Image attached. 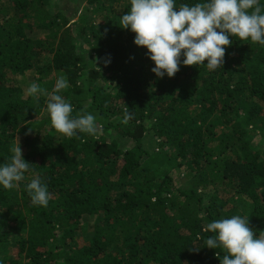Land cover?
<instances>
[{
    "label": "trees",
    "instance_id": "16d2710c",
    "mask_svg": "<svg viewBox=\"0 0 264 264\" xmlns=\"http://www.w3.org/2000/svg\"><path fill=\"white\" fill-rule=\"evenodd\" d=\"M82 1L73 20L67 0H0V163L20 146L31 163L18 187L0 186V264H220L208 222L241 215L264 231V46L230 37L216 70L181 64L159 78L119 25L130 0ZM60 76L95 135L51 126ZM34 175L47 207L26 191Z\"/></svg>",
    "mask_w": 264,
    "mask_h": 264
},
{
    "label": "clouds",
    "instance_id": "9594fccd",
    "mask_svg": "<svg viewBox=\"0 0 264 264\" xmlns=\"http://www.w3.org/2000/svg\"><path fill=\"white\" fill-rule=\"evenodd\" d=\"M130 5L119 25L135 33L136 45L146 46V55L154 62L151 70L159 78L174 77L181 64L206 65L209 70H216L224 65L225 46L232 43L230 37L264 46V5L260 0H202L179 6L176 0H130ZM68 87V80L60 76L53 90L46 94L51 126L69 138L81 133L95 135L96 117L87 111L73 115V105L60 94ZM43 91L39 84L31 82L26 94L38 97ZM131 116L124 109L122 123L127 124ZM11 151V159L0 163V186L5 189L18 187L31 170L21 146ZM26 191L34 206L47 207L52 198L39 175L27 183ZM204 231L212 234L204 245L224 253H216L220 264H264V231L257 236L249 219L241 215L214 219L205 225Z\"/></svg>",
    "mask_w": 264,
    "mask_h": 264
},
{
    "label": "rangeland",
    "instance_id": "374dc122",
    "mask_svg": "<svg viewBox=\"0 0 264 264\" xmlns=\"http://www.w3.org/2000/svg\"><path fill=\"white\" fill-rule=\"evenodd\" d=\"M56 3L58 4L60 2V0H55ZM68 4L66 5L67 9H66V13L68 14V16L70 18H72L73 20H76L78 18V14L80 13V9L82 8V5L84 4V1L82 0H67ZM66 2V3H67ZM76 9L79 10L78 13H76ZM43 36V35H42ZM24 139L22 136H18L16 142L17 143H23ZM176 171H173V174L175 175ZM184 173V172H183ZM177 176V175H175ZM178 180H184V177L181 175L178 177ZM80 241L82 242V238L80 239Z\"/></svg>",
    "mask_w": 264,
    "mask_h": 264
}]
</instances>
